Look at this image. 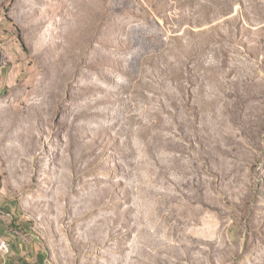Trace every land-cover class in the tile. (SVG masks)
<instances>
[{
	"label": "rangeland",
	"instance_id": "rangeland-1",
	"mask_svg": "<svg viewBox=\"0 0 264 264\" xmlns=\"http://www.w3.org/2000/svg\"><path fill=\"white\" fill-rule=\"evenodd\" d=\"M9 223L0 264H264V0H0Z\"/></svg>",
	"mask_w": 264,
	"mask_h": 264
},
{
	"label": "crops",
	"instance_id": "crops-1",
	"mask_svg": "<svg viewBox=\"0 0 264 264\" xmlns=\"http://www.w3.org/2000/svg\"><path fill=\"white\" fill-rule=\"evenodd\" d=\"M0 232H1V234H2V236L8 241V242H10L12 245H15V243L14 242H16L15 240L16 239H14L13 238V236H14V234L13 233H17V231L13 228V223H9V225H0ZM30 242H32L31 240L30 241H28V243L27 244H29ZM30 245V244H29ZM29 245H26V246H29ZM33 246L35 247V252H36V259H35V261L36 262H41L42 261V249H41V247L39 246V244L38 243H36L34 240H33ZM24 254H27L28 253V251H24L23 252ZM30 261H32V260H30Z\"/></svg>",
	"mask_w": 264,
	"mask_h": 264
},
{
	"label": "built area",
	"instance_id": "built-area-1",
	"mask_svg": "<svg viewBox=\"0 0 264 264\" xmlns=\"http://www.w3.org/2000/svg\"><path fill=\"white\" fill-rule=\"evenodd\" d=\"M0 252L3 254L9 253V246L8 244L0 238Z\"/></svg>",
	"mask_w": 264,
	"mask_h": 264
}]
</instances>
